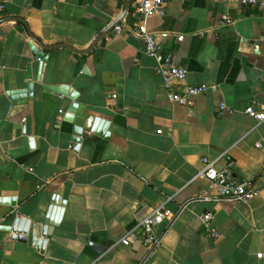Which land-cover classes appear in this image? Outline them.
<instances>
[{"label":"crops","instance_id":"crops-1","mask_svg":"<svg viewBox=\"0 0 264 264\" xmlns=\"http://www.w3.org/2000/svg\"><path fill=\"white\" fill-rule=\"evenodd\" d=\"M0 6V264H264V123L245 113L264 106V12L238 0H168L148 19L162 56L187 72L185 85L216 89L184 107L169 101L158 62L125 27L140 23L131 0L122 32L112 30L87 55L46 52L43 83L29 33L45 46L87 51L122 17L126 0ZM224 15L231 26H220ZM61 85L79 95L74 115L73 101L47 89ZM86 116L107 122L108 138L89 133L76 149L73 129ZM203 159L232 161L235 179L259 195L198 199L210 194L199 177ZM55 200L63 214L43 252L3 230L10 216L41 224ZM162 208L174 219L155 229L160 243L148 253L138 220ZM206 214L218 237L206 231Z\"/></svg>","mask_w":264,"mask_h":264},{"label":"built area","instance_id":"built-area-1","mask_svg":"<svg viewBox=\"0 0 264 264\" xmlns=\"http://www.w3.org/2000/svg\"><path fill=\"white\" fill-rule=\"evenodd\" d=\"M168 0H131V10L139 18V25L136 27L125 26L134 37L143 41L145 52L148 57L158 62L155 72L161 77L167 97L171 103L184 107H192L196 97L215 91V88L207 86H187V72L175 63L172 55L162 56V47L157 42L158 35L151 32L147 27L150 17L155 14H161ZM240 6L244 9L258 8L264 12V0H238ZM5 6H0V11H4ZM233 24L228 15L221 18L220 26L226 27ZM123 29V28H122ZM121 27H116L115 31L122 32ZM161 38H167L166 34H161ZM184 40L183 36L178 38L179 42ZM177 85H184L185 89L179 91L175 88ZM221 113L231 114L232 110L221 104ZM246 115L253 118L258 123H264V106L256 110L253 106H249ZM203 170L199 177L209 182L210 194L200 195L198 199L208 200H224L230 202H249L255 199L259 192L256 190L252 182L240 183L233 174L234 163L228 162L225 166L219 167V160L210 161L203 159ZM174 216L165 209H159L149 213L138 220L137 230L143 235V244L151 253L160 243V239L155 236V229L162 225L165 221L172 222ZM213 221L212 214H206L202 217V222L208 233L214 237H218V233L211 227ZM135 231L130 232L122 241L123 245L129 246L131 238L135 237ZM259 259L264 258L263 254L258 255Z\"/></svg>","mask_w":264,"mask_h":264},{"label":"water","instance_id":"water-1","mask_svg":"<svg viewBox=\"0 0 264 264\" xmlns=\"http://www.w3.org/2000/svg\"><path fill=\"white\" fill-rule=\"evenodd\" d=\"M129 4H130V0H126V8H125V12L122 15V17L117 22H115L110 28L105 30L99 36V38L94 42V44L90 47V49L87 51H79V50H76L75 48H72L64 44L56 45V46H45L39 40H37L31 33H29V36L32 42L38 47V49L33 50V55L35 57V60L41 62L39 82L43 83L44 78H45L47 62H48L46 52L54 50V49H58V48H66L77 54L87 55L97 46V44L100 41H102L124 19V17L128 13ZM4 21L7 22L10 20H4ZM17 21L22 22V20H17ZM47 89L60 96L68 97L71 101H73L74 104L72 105L70 109V114L71 115L76 114L78 110V105L76 104V101L78 100V97H79L77 92L71 91L69 86H66V85L49 87ZM33 91H34V86L33 84H30L28 88L29 98L33 97ZM108 125L109 124L107 122L99 118H95L92 116H86L83 126H76L73 129L74 138L72 142L75 144V148L77 149L83 140H88L87 134L89 133L92 135L103 137V138L105 137V139H107L108 134L106 133L105 129H107ZM3 202L6 205L10 203L8 200H4ZM64 205L65 204L63 203H60V202L58 203V201L56 200L53 201L52 207L48 209L46 216L41 224H34L25 219H21L18 217L12 218L10 216L9 217L10 225L3 228V230L13 234V238H12L13 241H18L20 243L26 244L31 239L33 247L43 252L47 241L50 240V237H51L49 229L55 228L60 223L61 217L63 214V210L61 208L64 207ZM56 206L61 207V208H55Z\"/></svg>","mask_w":264,"mask_h":264}]
</instances>
